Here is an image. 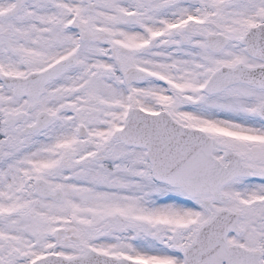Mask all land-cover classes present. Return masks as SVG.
<instances>
[{
	"label": "snow or ice",
	"instance_id": "obj_1",
	"mask_svg": "<svg viewBox=\"0 0 264 264\" xmlns=\"http://www.w3.org/2000/svg\"><path fill=\"white\" fill-rule=\"evenodd\" d=\"M0 264H264V0H0Z\"/></svg>",
	"mask_w": 264,
	"mask_h": 264
}]
</instances>
